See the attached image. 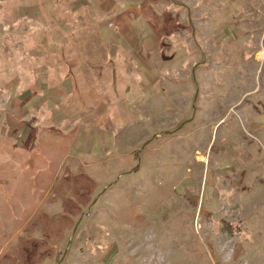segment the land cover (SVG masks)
I'll return each instance as SVG.
<instances>
[{
    "label": "rangeland",
    "instance_id": "rangeland-1",
    "mask_svg": "<svg viewBox=\"0 0 264 264\" xmlns=\"http://www.w3.org/2000/svg\"><path fill=\"white\" fill-rule=\"evenodd\" d=\"M0 264H264V0H0Z\"/></svg>",
    "mask_w": 264,
    "mask_h": 264
},
{
    "label": "bare ground",
    "instance_id": "bare-ground-1",
    "mask_svg": "<svg viewBox=\"0 0 264 264\" xmlns=\"http://www.w3.org/2000/svg\"><path fill=\"white\" fill-rule=\"evenodd\" d=\"M262 56H263V54L262 53H260L259 55H258V57L261 59L262 58Z\"/></svg>",
    "mask_w": 264,
    "mask_h": 264
}]
</instances>
